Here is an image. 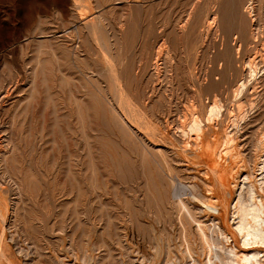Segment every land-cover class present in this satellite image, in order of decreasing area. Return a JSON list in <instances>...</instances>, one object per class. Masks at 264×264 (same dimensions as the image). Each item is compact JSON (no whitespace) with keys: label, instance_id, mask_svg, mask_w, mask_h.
I'll list each match as a JSON object with an SVG mask.
<instances>
[{"label":"rangeland","instance_id":"rangeland-1","mask_svg":"<svg viewBox=\"0 0 264 264\" xmlns=\"http://www.w3.org/2000/svg\"><path fill=\"white\" fill-rule=\"evenodd\" d=\"M246 2L0 0L1 264H189L187 239L204 263L199 220L233 243L213 226L248 181L264 199V0L255 26ZM214 99L197 145L183 120Z\"/></svg>","mask_w":264,"mask_h":264},{"label":"bare ground","instance_id":"bare-ground-1","mask_svg":"<svg viewBox=\"0 0 264 264\" xmlns=\"http://www.w3.org/2000/svg\"><path fill=\"white\" fill-rule=\"evenodd\" d=\"M233 6V5H232ZM245 11L247 12L248 16L250 17L251 23L252 25H254L255 23V7H254V3L253 0H247L246 4H245ZM216 17V16H215ZM214 17V18H215ZM257 23V22H256ZM258 25V24H257ZM255 26V25H254ZM253 26V27H254ZM261 27V26H260ZM260 27L257 26V28L259 29ZM251 28V27H250ZM263 30V27H261ZM260 28V30H261ZM257 32L256 27L252 28V36L254 38V40L256 41L258 38L260 39V35H263L264 31H258V33L255 32V30ZM246 30V29H245ZM250 30V31H251ZM238 33V32H237ZM236 33V34H237ZM235 34V36H236ZM245 34V33H244ZM259 35V36H258ZM251 36V34H250ZM234 41L236 37H233ZM252 38V37H251ZM258 39V40H259ZM262 39V37H261ZM253 40V39H252ZM232 41V40H231ZM260 44L261 41H259ZM165 43V42H164ZM234 43V42H233ZM236 43V42H235ZM237 45L238 48L240 50L241 47V43L240 40L237 41ZM256 43V42H255ZM264 43V42H263ZM252 44V43H251ZM234 45V44H233ZM262 46V45H261ZM253 47V46H252ZM236 48V47H235ZM251 49V47H250ZM259 49V48H258ZM257 52V51H256ZM160 53V52H159ZM263 53V52H262ZM262 56V54H260ZM160 56V55H158ZM254 56V54H253ZM236 57V55H235ZM264 57V56H263ZM259 58V57H258ZM257 58V59H258ZM158 59V58H157ZM262 62V61H261ZM158 63H156L157 65ZM257 61H256V56H254L253 58L251 57V59L248 61V74H249V79L252 80V78L256 77V74L258 72V66H257ZM229 65V64H227ZM166 71V70H165ZM119 77V76H118ZM166 78V77H165ZM119 81V80H118ZM121 84V83H120ZM197 85V84H196ZM194 86V85H193ZM60 87V86H59ZM247 87V82H241L239 83L237 89H236V94H240L242 93V91ZM195 89V88H194ZM118 90V89H117ZM199 91V90H197ZM216 91V90H215ZM116 92V91H114ZM14 93V92H13ZM198 94V93H197ZM216 94V93H214ZM213 94V95H214ZM219 94V93H218ZM8 95V94H7ZM115 95V94H114ZM138 96V95H137ZM200 96V95H198ZM118 97V96H117ZM191 97V96H190ZM192 98V97H191ZM213 98V96H212ZM211 98V99H212ZM128 99V98H127ZM176 99V98H175ZM123 100V99H122ZM191 100V99H190ZM189 100V101H190ZM196 100V99H195ZM201 100V99H199ZM221 101V100H220ZM220 101L218 99H214L212 101V103L210 104V106H208L206 108V111L204 112L205 115L204 117L201 116V114L197 113L196 111H193L190 116H188L189 118L185 121L183 120V122H186L185 125L182 128V133L184 135L189 136L194 143H196L197 145H201L202 144V140H203V135L205 132V126L206 123L209 122H214L218 119V117L221 115V113L223 112L222 110V103H220ZM128 102V101H127ZM123 103V102H122ZM201 103V101H200ZM129 104V103H128ZM158 104V103H157ZM203 104V103H202ZM122 105V104H121ZM201 105V104H198ZM162 107V106H161ZM201 107H203V105H201ZM199 107V108H201ZM195 108V107H194ZM194 110V109H193ZM197 110V108H196ZM203 110V108H202ZM201 110V111H202ZM205 110V109H204ZM138 111V110H137ZM187 112V111H185ZM189 113V112H188ZM187 113V114H188ZM140 114V113H139ZM144 115V113H143ZM189 115V114H188ZM234 117H236L235 120H233V125L235 124L236 126H238V120H239V116L238 115H234ZM140 117V116H139ZM144 117V116H143ZM177 117V116H176ZM142 118V117H141ZM220 118V117H219ZM144 120V119H143ZM132 121V120H131ZM146 121V120H145ZM130 122V121H129ZM135 122V121H134ZM142 122V120H141ZM176 122V121H175ZM181 122V121H180ZM216 123V122H215ZM138 126V123H136ZM141 124V123H140ZM145 125V124H143ZM215 125V124H214ZM146 126V125H145ZM178 126V125H177ZM141 127V126H140ZM139 127V128H140ZM207 129V127H206ZM263 130V129H262ZM143 131V130H142ZM227 131V130H226ZM145 132V131H144ZM150 132V131H149ZM148 132V133H149ZM153 132V131H152ZM224 132V131H223ZM149 135V134H148ZM151 135V134H150ZM235 134H232V132H226L223 136V140H222V146L224 145V153L226 155H232L234 152V148L236 145V137L234 136ZM212 138V137H211ZM189 139V138H188ZM238 139V138H237ZM187 140V139H186ZM263 142V143H262ZM262 146L264 147V139L262 140ZM3 143V142H2ZM187 144V143H186ZM239 144V143H238ZM184 146V145H183ZM221 146V147H222ZM241 146V145H240ZM261 146V147H262ZM195 147V145H194ZM263 150V149H261ZM219 152V151H218ZM264 153V152H263ZM218 154V153H217ZM262 154V153H261ZM222 153H220V157H222ZM263 155V154H262ZM4 159V158H3ZM260 162V161H259ZM211 171V170H210ZM201 173V172H200ZM213 173V171H212ZM217 174V173H216ZM231 175V173H230ZM217 176V175H216ZM246 180V179H244ZM248 181V180H247ZM260 182V181H258ZM239 184V183H238ZM248 187H247V192L244 195L238 194L236 201L234 202L233 208H232V218H233V225H232V230H230V232H227L226 230H223L221 228L220 225H218L217 222L214 221V224L216 226V224L218 225L216 229H211L212 230H218L219 233L221 235H223L222 237L224 238V240L226 242H228L229 238H232L233 243L227 245V244H222L220 245L219 241L214 240L213 237H210V235L207 234V232L204 229V221H200L198 222L197 228H198V234L197 238H200L199 240H201L202 243V250H204V255H206V259L204 261V263H201V261H199L194 253L195 250L192 247L191 243L189 242V240H186V253L188 255V258H190V262L189 264H264V199L257 193V188L258 186L255 185L253 182L248 181L247 182ZM261 184V182H260ZM263 188V187H262ZM198 194V193H197ZM198 196V195H197ZM196 196V198H197ZM192 197V196H191ZM200 197V196H199ZM202 198V197H201ZM199 199V198H198ZM206 199V198H205ZM215 198L213 196L208 197L206 200L201 201L203 203L204 209L207 212H212V213H217L219 214L220 210L217 208V204L215 202ZM181 206V205H180ZM188 208V207H186ZM7 209V205L5 200H3L2 198L0 199V210H4ZM185 209V208H184ZM201 210V209H200ZM6 211V210H5ZM195 211V210H194ZM3 212V211H2ZM180 212V211H179ZM187 212V211H186ZM189 212V210H188ZM193 213V211H190V213ZM189 213V214H190ZM3 214V213H2ZM188 214V213H187ZM194 216V213L191 214ZM190 216V215H189ZM192 216V217H193ZM196 218V217H195ZM193 217L194 220H197V218L195 219ZM216 217L213 218V220ZM192 219V220H193ZM197 220V221H198ZM182 221V220H181ZM194 222V221H193ZM210 222V221H209ZM231 222V221H230ZM197 224V222H194ZM213 223V222H212ZM184 225V224H183ZM212 227V226H211ZM196 228V231H197ZM191 230V228H189ZM185 232V230H184ZM183 232V235L185 236ZM192 232V231H191ZM186 233V232H185ZM212 233H214L212 231ZM187 234V233H186ZM193 234V232H192ZM3 235V234H2ZM217 237V233L215 234ZM181 236V235H180ZM182 236V237H184ZM213 236V235H212ZM181 237V238H182ZM186 237V236H185ZM213 238V239H212ZM221 238V237H219ZM185 239V238H184ZM185 241V240H184ZM230 241V240H229ZM3 247H4V243L2 238H0V255H3ZM166 251V250H165ZM167 252V251H166ZM167 254V253H166ZM202 254V253H201ZM144 256V255H143ZM169 258V257H167ZM173 258V257H172ZM83 259V258H82ZM141 259V258H140ZM165 260V259H164ZM149 262V261H148ZM165 262V261H164ZM178 262V261H176ZM167 263V262H166ZM165 263V264H166ZM173 263V262H172ZM1 264V263H0Z\"/></svg>","mask_w":264,"mask_h":264}]
</instances>
